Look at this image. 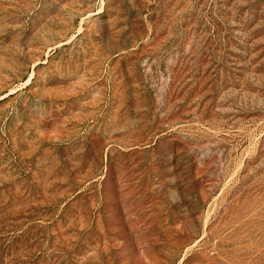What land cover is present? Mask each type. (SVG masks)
Here are the masks:
<instances>
[{
    "label": "rangeland",
    "instance_id": "rangeland-1",
    "mask_svg": "<svg viewBox=\"0 0 264 264\" xmlns=\"http://www.w3.org/2000/svg\"><path fill=\"white\" fill-rule=\"evenodd\" d=\"M0 264H264V0H0Z\"/></svg>",
    "mask_w": 264,
    "mask_h": 264
}]
</instances>
